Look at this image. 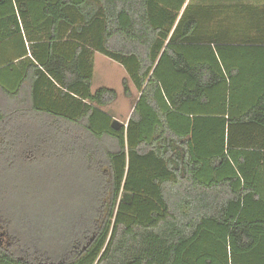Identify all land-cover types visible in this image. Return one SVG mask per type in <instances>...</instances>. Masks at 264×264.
<instances>
[{"label": "trees", "instance_id": "1", "mask_svg": "<svg viewBox=\"0 0 264 264\" xmlns=\"http://www.w3.org/2000/svg\"><path fill=\"white\" fill-rule=\"evenodd\" d=\"M237 1L0 0V264H264V5ZM96 53L138 93L119 130Z\"/></svg>", "mask_w": 264, "mask_h": 264}, {"label": "rangeland", "instance_id": "2", "mask_svg": "<svg viewBox=\"0 0 264 264\" xmlns=\"http://www.w3.org/2000/svg\"><path fill=\"white\" fill-rule=\"evenodd\" d=\"M235 1V0H233ZM237 4L239 5H254V6H263L264 0H238ZM238 11H234L231 13L232 16L223 24V30L229 32L234 37L233 40L237 42H241L244 39H253L257 34L255 31L247 29L245 17L247 16L244 13H239ZM246 33V34H244ZM94 66H95V75L93 81L92 91L95 92L97 89L101 87H107L115 89L118 92V99L112 105L103 109L104 112L111 115L114 119L118 120L122 124L126 125L132 112L134 109L135 102L138 98V93L134 88L133 84L129 82V86L132 92V97L128 98L125 96L123 81L128 78V75L123 67L119 64L111 61L107 57L96 53L94 58ZM27 182L22 184V186H27ZM15 202V198H11V200ZM13 202V203H14ZM23 204L19 203V209ZM5 207V215L7 217H15L18 218L20 216V210H16L15 212L9 211L10 205L8 202L3 204ZM8 210V211H7Z\"/></svg>", "mask_w": 264, "mask_h": 264}, {"label": "water", "instance_id": "3", "mask_svg": "<svg viewBox=\"0 0 264 264\" xmlns=\"http://www.w3.org/2000/svg\"><path fill=\"white\" fill-rule=\"evenodd\" d=\"M122 125L123 124L121 122H119L118 120H116V119H114L113 124H112L113 128L117 129V130H119Z\"/></svg>", "mask_w": 264, "mask_h": 264}]
</instances>
